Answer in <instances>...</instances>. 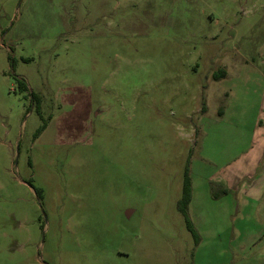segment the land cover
I'll use <instances>...</instances> for the list:
<instances>
[{
  "label": "rangeland",
  "instance_id": "rangeland-1",
  "mask_svg": "<svg viewBox=\"0 0 264 264\" xmlns=\"http://www.w3.org/2000/svg\"><path fill=\"white\" fill-rule=\"evenodd\" d=\"M263 152L264 0H0V264H264Z\"/></svg>",
  "mask_w": 264,
  "mask_h": 264
},
{
  "label": "crops",
  "instance_id": "crops-1",
  "mask_svg": "<svg viewBox=\"0 0 264 264\" xmlns=\"http://www.w3.org/2000/svg\"><path fill=\"white\" fill-rule=\"evenodd\" d=\"M251 167L256 170L254 172L255 177L258 175L262 178V180H260V185L252 183L244 186L242 184L241 180L248 176V173H251L252 171H249V169L244 171V166L241 165L235 169L239 171L238 175L236 172H231L229 166H227V168L218 169V171L211 176L209 181L214 183L217 187L218 194H215L217 196H213L214 199H218L222 196L227 198L236 193L244 197V201L240 200V203L245 208L252 209V216L248 217V219L250 222L254 223L257 228L249 227L247 225V227H245L246 232H241V234L246 235V239H250V243L248 244L249 246H254L253 241L260 239L264 240V152L259 154V157L255 159L253 164H251ZM195 200V185L192 183L191 203H194ZM250 201H254V203H250ZM258 251L260 254L264 255V248L259 249Z\"/></svg>",
  "mask_w": 264,
  "mask_h": 264
},
{
  "label": "trees",
  "instance_id": "trees-1",
  "mask_svg": "<svg viewBox=\"0 0 264 264\" xmlns=\"http://www.w3.org/2000/svg\"><path fill=\"white\" fill-rule=\"evenodd\" d=\"M225 77L226 72L222 71L221 75L219 77ZM192 201V181L190 178V169L186 170L185 174V180H184V185H183V193H182V198L178 202V210L179 212L183 215L185 218L186 224H187V229L188 231L193 235L195 239L196 245H198L201 241L199 233L196 231L188 213V207Z\"/></svg>",
  "mask_w": 264,
  "mask_h": 264
}]
</instances>
